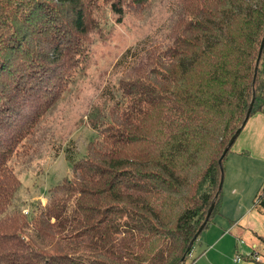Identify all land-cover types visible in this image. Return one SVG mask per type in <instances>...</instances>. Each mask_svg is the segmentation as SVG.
I'll use <instances>...</instances> for the list:
<instances>
[{
  "label": "trees",
  "instance_id": "1",
  "mask_svg": "<svg viewBox=\"0 0 264 264\" xmlns=\"http://www.w3.org/2000/svg\"><path fill=\"white\" fill-rule=\"evenodd\" d=\"M151 1L0 0V264H185L220 213L229 142L264 107V0H177L167 45L87 114L71 177L36 212L9 211L12 157L81 70L102 8L120 23Z\"/></svg>",
  "mask_w": 264,
  "mask_h": 264
},
{
  "label": "rangeland",
  "instance_id": "2",
  "mask_svg": "<svg viewBox=\"0 0 264 264\" xmlns=\"http://www.w3.org/2000/svg\"><path fill=\"white\" fill-rule=\"evenodd\" d=\"M177 8V0H152L143 11H125L120 23L115 22L116 15L108 7L102 8L103 17L100 16L97 28L88 35L81 70L24 142V149H17L12 157L11 165L21 184L9 211L36 212L37 206L47 204L50 187L64 177H71L72 163L85 156L86 146L95 136L87 123V114L91 116L95 109L109 107L112 103L109 97H113L118 80L127 71L142 65L155 46L167 45ZM96 116L95 113L91 117L96 119ZM228 172L226 162L222 216L214 220L216 230L201 233L185 264H190L193 258H197L195 264H251L245 258L251 249V232H243L247 243L242 245L232 233L220 235L222 228L229 230L230 221L244 226L254 224V229L264 235V213H260L262 210L256 203V195L264 187V176L258 179L246 172L229 180ZM260 172L263 174L264 169ZM258 250L264 254V245H259ZM262 253H259L263 257L260 261H264ZM237 254L245 255L240 263L232 260Z\"/></svg>",
  "mask_w": 264,
  "mask_h": 264
},
{
  "label": "crops",
  "instance_id": "3",
  "mask_svg": "<svg viewBox=\"0 0 264 264\" xmlns=\"http://www.w3.org/2000/svg\"><path fill=\"white\" fill-rule=\"evenodd\" d=\"M227 162V170L229 169V180H233V178L236 176H243L246 172L256 175L255 178L261 179L262 176H264V173L261 174L260 170L264 169V107L262 111H259L253 115H251L245 125L243 126L242 130L238 134V136L235 138L233 145L231 147V150L229 154L226 157L225 164ZM257 162V164H255ZM256 168V169H255ZM257 171H253V170ZM226 182V178H225ZM229 182V181H228ZM260 213H264V209H261ZM217 216H222L221 211ZM215 216V218L217 217ZM215 218L213 219L212 223L209 225L207 229L204 231L209 232L215 231L216 226L215 224ZM230 228L227 231L225 228H222L221 235L224 234H233L236 239H239L240 244L244 242L247 243L246 240L243 237V232L246 231L252 233V237L250 238V244L251 249L250 252L253 249H258L259 245H264V243H261L260 240H258V236L264 237V235L259 234L254 229V224L244 226L241 224V222H235L230 221ZM215 226V227H213ZM237 226L239 228L237 229ZM203 231V232H204ZM201 234L198 236V238L195 240L194 244L196 242H199ZM193 244V245H194ZM242 245V244H241ZM210 247V246H209ZM192 252V248L190 253ZM189 253V256L191 255ZM242 257H245V255H242ZM235 257V256H234ZM234 263H240V261H234ZM247 260L251 261L250 257H245ZM197 258H193L192 262L190 264H195ZM251 264L252 261H251Z\"/></svg>",
  "mask_w": 264,
  "mask_h": 264
},
{
  "label": "water",
  "instance_id": "4",
  "mask_svg": "<svg viewBox=\"0 0 264 264\" xmlns=\"http://www.w3.org/2000/svg\"><path fill=\"white\" fill-rule=\"evenodd\" d=\"M234 138H235V137H233V138L230 140L229 145H230L231 143H233ZM225 151H226V150H225ZM225 151H224V152H225ZM224 152H223V154H224ZM211 209H212V206H211V207L209 208V210H208V213H207L206 219L208 218V216H209V214H210V212H211ZM201 228H202V226L200 227L199 230H201ZM197 235H198V233H197ZM194 241H195V237L191 240L190 246L192 245V243H193ZM190 246H189L188 250L190 249Z\"/></svg>",
  "mask_w": 264,
  "mask_h": 264
},
{
  "label": "built area",
  "instance_id": "5",
  "mask_svg": "<svg viewBox=\"0 0 264 264\" xmlns=\"http://www.w3.org/2000/svg\"><path fill=\"white\" fill-rule=\"evenodd\" d=\"M42 204H43V203H42ZM42 204H41V205H42ZM44 205H45V204H44ZM28 212H29V211H25V210L23 211V213H25V214L28 213ZM241 257H242L241 254H237V255H235V257H234V261H239V260H241ZM255 258H256L257 260H259V259H262L263 257L256 256Z\"/></svg>",
  "mask_w": 264,
  "mask_h": 264
}]
</instances>
